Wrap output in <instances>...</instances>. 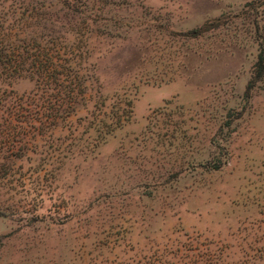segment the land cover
I'll return each instance as SVG.
<instances>
[{
    "label": "rangeland",
    "instance_id": "rangeland-1",
    "mask_svg": "<svg viewBox=\"0 0 264 264\" xmlns=\"http://www.w3.org/2000/svg\"><path fill=\"white\" fill-rule=\"evenodd\" d=\"M8 33L79 94L0 135V264H264V0H0Z\"/></svg>",
    "mask_w": 264,
    "mask_h": 264
},
{
    "label": "trees",
    "instance_id": "trees-1",
    "mask_svg": "<svg viewBox=\"0 0 264 264\" xmlns=\"http://www.w3.org/2000/svg\"><path fill=\"white\" fill-rule=\"evenodd\" d=\"M31 40L21 39L22 44H17L11 40L10 33L0 36V80L28 76L34 78L41 90L48 89L50 85L59 89L55 93H46L45 89L41 105L28 99L20 101L21 98L6 104V99L0 97V135H28L37 124L39 127L54 126L57 118L70 114V100L73 98L75 102L74 98L79 94L78 83L72 84L64 71H57L53 55L46 51L44 45L34 49ZM53 86L51 89L55 88ZM48 118L51 120L47 123Z\"/></svg>",
    "mask_w": 264,
    "mask_h": 264
}]
</instances>
